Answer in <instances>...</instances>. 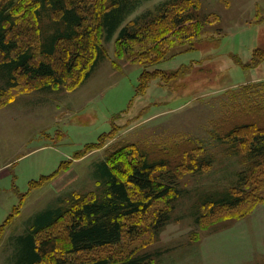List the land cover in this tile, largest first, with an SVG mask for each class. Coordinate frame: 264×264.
Listing matches in <instances>:
<instances>
[{"label":"rangeland","instance_id":"374dc122","mask_svg":"<svg viewBox=\"0 0 264 264\" xmlns=\"http://www.w3.org/2000/svg\"><path fill=\"white\" fill-rule=\"evenodd\" d=\"M40 1L0 0L23 17L11 57L30 50L33 64L54 63L62 76L13 71L0 52V264H20L22 236L54 240L50 254L67 264H264V170L246 186L264 118L232 113L247 105L246 86L249 105L264 107V62L251 63L264 48V0H126L111 36L96 20L110 0H83L89 46L63 45L62 62L44 50L67 25ZM123 28L139 38L127 51ZM124 146L169 161L156 183L171 190L148 199L131 186L148 208L126 219L120 243L67 252L68 217L35 231L39 215L77 196L108 198L103 171L129 163L131 154L118 155Z\"/></svg>","mask_w":264,"mask_h":264},{"label":"trees","instance_id":"16d2710c","mask_svg":"<svg viewBox=\"0 0 264 264\" xmlns=\"http://www.w3.org/2000/svg\"><path fill=\"white\" fill-rule=\"evenodd\" d=\"M40 2H44L45 7L46 5H50L52 10L59 12L60 19L67 25L65 32L52 36L48 51L44 50L46 57L54 56L55 61L58 59L59 62H62V58L59 57L63 54L65 56L66 49L64 48L66 46L73 45L74 47L83 49L89 46V44L88 46L84 44L86 39L92 37V33L87 34L88 31L85 29V24L89 17L87 18L86 11L88 9L83 0H41ZM126 5V0H110L108 4H105L104 11L96 16L98 30L105 28L108 31V35L111 36L122 24V16ZM13 10L14 8L9 13H6V10H0V52L6 56L7 63L11 69L13 71H21L26 75L29 74L32 76L51 78L52 80H60L62 76L54 67V63L51 64L41 61L38 64H33V53L30 50L18 52L14 57H11V54L19 48V42L12 40L10 36L16 29L18 22L23 19L17 13L12 12ZM137 35L138 33L131 34L128 28H123L119 32L121 48L127 51L125 42L138 40ZM71 54L69 56L70 59H77V53L71 51ZM258 54L259 57H257ZM253 62V67L264 62V48L256 51L251 63ZM64 65L71 70L72 66H70V62L66 61ZM141 81H143V78H141ZM142 85L147 87L146 83ZM243 93H245L247 105L242 104L243 100L242 102H237L239 107L234 109L232 113L246 116V118L255 116L264 118V107L262 109L259 106L249 105L252 88L246 86ZM241 104L242 106L240 108ZM232 113L227 116H230ZM258 132L259 134L251 136L250 155L252 157L251 160L256 161V170L249 178L247 177L248 184L246 186L248 187L256 171L261 172L264 170V125L258 129ZM131 149L135 151L128 150L127 146H124L118 152V155L123 153L131 154L128 158L129 163L124 162L122 159L121 161L115 160L113 165H107L104 168L103 175L106 176L109 182L108 198L99 201L95 198L87 200L85 196H77L69 202L70 204L68 206L48 210L39 215V219L37 218L38 221L34 223L35 231L38 232L51 227L60 219L68 217L67 232L70 244L68 250H66L67 252L79 253L120 243L126 219L135 214L143 213L148 208V203L141 200L136 201L132 198L131 186L140 190L148 199L166 197L171 190L169 186L162 187L161 184L156 183L157 177L162 176V174L159 176L157 174L160 172L164 174L165 171L168 172L170 162L164 159L152 160L149 154L142 152L141 149ZM117 151L114 153H117ZM135 157H137V160H135ZM239 200L240 198H236L235 202ZM233 204L238 205V203ZM26 237L22 236L19 238L20 240L23 239L24 242L23 247L21 246V254L23 256L20 258V264H39V262H42L47 257L51 259L52 264L68 263L65 258H58L50 254V251L53 252L56 246L54 240L42 241L38 245L33 236ZM144 263L145 260L140 258L125 261L120 264ZM84 264L109 263L106 259H99Z\"/></svg>","mask_w":264,"mask_h":264}]
</instances>
